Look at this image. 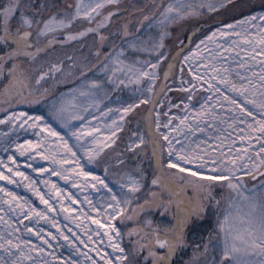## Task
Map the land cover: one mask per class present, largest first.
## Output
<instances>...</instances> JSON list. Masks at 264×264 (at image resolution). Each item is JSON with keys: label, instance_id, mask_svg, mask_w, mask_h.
Returning <instances> with one entry per match:
<instances>
[{"label": "snow or ice", "instance_id": "6c2138e0", "mask_svg": "<svg viewBox=\"0 0 264 264\" xmlns=\"http://www.w3.org/2000/svg\"><path fill=\"white\" fill-rule=\"evenodd\" d=\"M153 7L154 12H147L125 0H6L0 4V103L7 106L6 113L18 104L29 109L11 111L0 124L13 129L27 126L25 130L38 137L16 143L21 156L31 153L32 159L39 156L49 162L48 167L27 164L33 172L57 176L81 192L91 188L101 193L97 202L90 196L81 201L71 192L65 195V189L49 179L28 176L20 170L15 154L7 158L11 165L0 159V169L8 173L0 170V181L17 186L27 181L45 206L40 209L0 186L4 194L0 196V264H79L55 255L61 238L85 261L98 264L76 241L85 248L88 243L68 228L70 237L57 216H50L58 215L55 204L67 214L66 220L89 219L97 225L84 234L93 244L97 243L93 234L99 244L107 238L105 248H111V253L100 247L90 249L104 264H264V179L251 189L245 179L264 177V0H259L258 9L234 0H169L167 4L160 0ZM244 8L250 11L241 10L233 22L220 21L187 52L183 40L176 37L180 47L173 54L167 43L174 36L173 26L190 30L191 42L205 9L215 13ZM73 42L88 47L89 55L74 51L54 63L45 59L50 48ZM92 60L95 64L90 67ZM38 61L40 66L35 67ZM65 61L69 75L77 69L81 79L49 99L47 88L41 92L42 82L58 85ZM166 61L163 98L168 99L173 90L167 81L177 61L181 86L175 90L188 93V98L170 102L165 115L181 103L184 115H170L162 122L161 113L155 112L150 156L142 147L145 137L138 133H133L136 139L123 152H116L126 117L142 104L153 109L163 106L156 85ZM183 65L188 66L191 81H185ZM124 89L130 95L113 99L115 92ZM194 89L208 93L198 107L191 104ZM113 112L121 115L109 122ZM177 119L179 124L173 125ZM162 127L168 131H161ZM205 132V139L196 135ZM108 150L115 153L112 159L106 158ZM86 165H103V176L86 170ZM39 183L51 185L50 191H43ZM222 200L227 204L223 209ZM84 203L89 210L81 208L73 216L77 212L73 205ZM91 211L97 216H91ZM41 220L56 233L41 227ZM117 220L136 223L127 232L128 247L122 246L125 233ZM213 221L214 228L210 227ZM189 250L191 256L185 259Z\"/></svg>", "mask_w": 264, "mask_h": 264}, {"label": "rangeland", "instance_id": "374dc122", "mask_svg": "<svg viewBox=\"0 0 264 264\" xmlns=\"http://www.w3.org/2000/svg\"><path fill=\"white\" fill-rule=\"evenodd\" d=\"M144 1L145 0H125L126 3L133 4V5H141L139 3H142ZM5 2H6V0H0L1 4L5 3ZM68 2H74V0H68ZM168 2H169V0H166L164 3L167 4ZM216 2H218V0H216ZM234 3H236L237 5H240L241 3L254 5L257 9L259 6V0H234ZM230 7L231 6H229V8ZM241 10L245 14H247L250 11L249 8L236 9V10L221 9L219 12L207 13V11L205 9L206 15L200 18L199 24L202 22H205V23H207L209 25L211 24L213 26L207 32H204L199 37L195 38L193 40V44H192L191 48L194 49L195 45L199 42L200 39H203L206 35H209L212 31H214L218 25L217 23H219L220 21L233 22L234 17L240 18L239 13ZM189 23L191 24L192 22H189ZM199 24H197L196 27ZM215 24H217V25H215ZM172 31L174 32V36L167 43L173 49V54H174L175 51L178 50L180 47V45L177 43L176 37H179V39L183 40V42L185 43V40L191 34V31L190 30L189 31H183L181 29L176 28V26H173ZM165 51H168V49H165ZM49 62L54 63V61L51 59H49ZM167 63H168L167 61L164 62L159 69L160 79L157 81L156 90L158 89V87L160 86V84L163 81L164 72L167 70ZM37 64H40V62L38 61ZM94 64H95V61L92 60V63L89 66L92 67V66H94ZM180 66H181V62H179V66L174 70L173 79H171L168 83L169 87L173 90H171L167 93L168 99H163L161 101V103L163 105L162 107H156L155 110H153V112H150L149 106L151 104H148V105L142 104L134 111V112H136L137 115L140 116V125H137V127H136V130H138V131L140 130V131L139 132L137 131V133L141 134L145 137L146 143H147V136H149V133L151 131L153 132L152 134L154 136L156 135L155 112L161 113L160 119L162 122L167 121L169 119L170 115H175L178 117L184 115V112L182 111L184 105L182 103L180 105V108H172L169 115H165V113L169 112V103L170 102L173 104L180 103L181 101L187 102L188 93L175 90L181 86L180 85V76H181ZM35 67H37V65H35ZM44 67H47V66H44ZM183 67H184L183 77H184L185 81H191L192 77L187 70L188 66L183 65ZM68 70H69V67H68ZM201 71H203V70H201ZM72 73H75L74 70ZM60 82H61V84L64 83L65 85H67L71 82V78L64 77V78L60 79ZM144 83L147 84V81H145ZM44 84H45V82L42 83V87L44 86ZM49 84H50V86L47 88L48 89L47 96L49 97V99L56 97L61 92H66V91H68V89L73 87V86H71L67 89H64V90L58 92L57 90L55 91L52 89V88H54L53 84H51L50 82H49ZM185 86H187V85H185ZM32 87L33 88L36 87V85L34 83V79H33ZM131 87H136V86L130 85L129 88H131ZM205 87H206V85H205ZM193 91L195 92V96L192 99L191 104L196 105L198 107L199 102L201 100V97L208 95V93H206L202 90H196V89H194ZM128 95H130L129 89H124L123 92H119V91L115 92L113 94V99H115L116 96H123L126 98ZM149 95H151V94L149 93ZM105 103H108V102L106 101ZM111 106L113 108L116 107L115 104H112ZM6 107H7L6 105H4L3 103H0V119H3L6 114H10V112L13 110H15L17 112L29 110L27 105L18 104V105H14L12 108H9L7 110V113H6L5 112ZM31 111H33V114H36L34 109H32ZM119 115H121V113H117V112L110 113L109 114V117H110L109 122L111 119H115ZM128 117H126L125 121L123 122L124 125H125ZM93 122H95V121H93ZM74 123H79V122L74 121ZM176 124H179V119L173 120V125H176ZM26 128H27V126H25V129ZM25 129H21L18 126L13 129L8 124H0V159H3L6 163L11 165V161H9L7 158L9 155L15 154V156L17 158V162L20 165V170L24 171L28 176L32 177L33 179H35L37 181H40L42 179H49L50 181L55 182L59 188L65 189V193H64L65 195L68 192H71L74 195H76L81 201L84 200L85 196H90V198H92L94 202L99 201V197H100L101 193L97 192L95 189L89 188L88 190L81 192L79 189L72 187L71 182H65L64 180L60 179L57 176H50L48 173L38 174L36 172H33L32 168L27 167L26 166L27 164H31L33 167H41V166L48 167L49 162L41 159L39 156H36L34 159H32L31 153H28L24 156H21L20 153L18 151H16V143L23 144L26 139H31L33 141L38 139V137L34 135V133L31 129H27V130H25ZM161 131L166 132V131H168V129L162 127ZM229 131H231V129H229ZM120 133H118V135ZM172 135L175 136L176 133L174 132V133H172ZM196 135L201 137L202 139L207 138V132L197 133ZM135 139H136V136H134L132 138V140H135ZM239 144H240V142L237 141V146H239ZM205 146H207V145H205ZM142 147L145 148L146 144L143 145ZM145 149H147V148H145ZM110 152H112V150H108V153H110ZM107 159H112V157L107 158ZM82 163H83V161H82ZM87 169H92L95 172V174L100 175V176H103V174H104L103 165H100L99 167H95L92 165H86V170ZM0 170H3V171H5L6 174H8L6 169H0ZM110 171H112V170H110ZM16 179L20 180L21 178L16 177ZM245 179H246L248 188L251 189L254 185H258L260 180L264 179V177H262L258 180H255V181H253L251 177H246ZM26 185H27V181H21L19 186L15 185V184H8L6 181H0V186L5 187L6 189L10 190L11 192H13L15 194H18L21 197L27 198L29 201H31L33 204H35L38 208L43 209L45 206L40 203L39 198ZM38 186L45 192H48L51 189V185H49L46 188L42 183H39ZM3 195H4L3 193H0V196H3ZM52 195L55 196V193L53 192ZM52 202L55 204V200H53ZM64 203L68 204L69 201L65 200ZM55 206L58 210V215H57V213H50V216H57V220H58L59 224L63 227V230L70 237L72 236V233L68 232V228H71L73 230V232H76L77 234H79L80 238L83 239L86 243H88V247L85 248L84 245L80 244L79 240H77L76 243H77L79 249L82 252L87 253L93 259L97 260L98 264H104V262L100 259V257L97 256L94 251H90V249L95 248V247H100V248L108 251L109 253H111L112 252L111 248H105V244L107 243V238L105 237V244H99V238L93 234V240H95L97 242L96 244H93L92 242L88 241L87 235L84 234L85 229H95V228H97V225L92 224L91 220H89V219L77 220L76 223H73V221L71 219L66 220L65 216L67 214L62 212V211H59L60 205L55 204ZM226 206H227L226 201L222 200L221 201V208L223 209ZM4 207H7V206L4 205ZM73 207H75L77 209V212L72 214L73 216H78L79 210L81 208H84L85 210H89L88 205L86 203L73 205ZM90 214L93 217L97 216V213L94 211H91ZM34 222H35V218H33V223ZM25 223H29V222L25 221ZM116 223L122 230H124V225H123L124 222L121 223L120 220H117ZM77 224H80L81 227L78 228ZM132 224H133V227H136L135 222H132ZM40 226L45 228L46 230H49V231H52L53 233H56V229L52 228V226L49 222L41 220ZM64 226H66V227H64ZM20 227L22 228L23 225H20ZM2 229H3V225H0V230H2ZM100 231L103 232L104 230L100 229ZM124 233H126V235H127V231L124 230ZM25 235H27V233ZM73 239H75V237H73ZM33 240H36V238L33 237ZM36 243H39V241L37 240ZM125 243H126V237L124 235L123 240H122V246H125ZM54 244H55V242H54ZM60 245H64V246L60 247ZM48 251L51 252V251H53V249H48ZM54 252H55V255H57L58 257H62L65 259L68 257H71L73 260L78 261L79 264H91V261H85V257L80 255V253L77 252L76 250L72 249L67 244V242L64 241L62 238L60 239L59 244L55 246ZM46 258H48V257H46ZM48 259H50V258H48ZM185 259H187V258H185Z\"/></svg>", "mask_w": 264, "mask_h": 264}, {"label": "trees", "instance_id": "16d2710c", "mask_svg": "<svg viewBox=\"0 0 264 264\" xmlns=\"http://www.w3.org/2000/svg\"><path fill=\"white\" fill-rule=\"evenodd\" d=\"M166 0H163V2H165ZM154 3H160V0H145L144 2L142 3H139L141 5H135L136 8H142L144 9L145 11L147 12H154L155 11V8L153 7V4ZM1 4V3H0ZM139 13H137L138 15ZM218 24V23H217ZM215 24V25H217ZM213 25H209L205 22H202L200 23L197 28L199 29L197 35L195 37H193L191 39V42L189 41V37L192 36V33L186 38L185 40V43H184V48H185V51L187 52L188 48L192 46L193 44V40L197 37H199L202 33L204 32H207ZM89 45L91 44V41H88ZM74 51L76 52H82L83 55L87 56L89 55V48L88 47H85L83 46L80 42H73L72 44L68 45V46H64V47H61L60 45H55L54 48H50L48 50V54L47 56H45V59L47 61H49V59L53 60L54 62H56L57 60H62L64 59V56L65 54H68V55H71ZM175 54V53H174ZM43 55V54H42ZM79 62V60H78ZM179 62L180 61H177V66L172 70V74L170 75L167 83H169V81L171 79H173V73H174V70L179 66ZM37 67L40 66V64H36ZM44 66H47V64H45ZM69 67V62L68 61H65V71L63 74H61L59 76V79H62L64 77H67V78H71V82L67 85H65L64 83L61 84V82L57 85H54V88H52L53 90H57L58 92L59 91H62L64 89H67L71 86H74V84L78 83L79 80L81 79V76H80V73L77 69H71V72H74L73 75H69V70H68V67ZM167 71V70H166ZM88 75H91V72L88 73ZM49 82L51 84H53L51 81H48V82H45L44 86L41 88V92H43V88H48L50 86ZM43 83V82H42ZM165 83L164 79L162 81V83L160 84V86L158 87V89L156 90V96L160 98V102L164 99L163 98V95L160 91L161 89V86ZM153 105H150L149 106V111L150 112H153ZM137 125H140V116L136 114V112L132 113L128 118H127V121L125 123V127H124V130L119 134V137L120 139L117 141V144L119 145L118 148H116V152H123L126 147H127V144L130 140H132V138L134 137L133 133H137L138 130H136V127ZM140 131V130H139ZM138 131V132H139ZM153 132L151 131L149 133V136H147V143H146V147L147 149H145V151L147 152V154L150 156L151 155V151H152V140L154 138V135L152 134ZM139 151V150H138ZM125 156H132L133 154L132 153H128V152H125L124 153ZM115 155V153L113 152H110L108 153V156L106 158H110V157H113ZM141 155L143 156L144 153H141ZM110 156V157H109ZM147 163L148 161L147 160H144V164L145 166L147 167ZM133 207H135V202L133 204ZM132 222H135V221H130V220H125L123 225H124V230L128 232V230L133 227V224ZM135 226V225H134ZM210 227H215V222L213 221L212 224L210 225ZM125 237H126V243H125V246L128 247L130 245V238L128 235H126L125 233ZM191 256V251L189 250L188 252L185 253V258H189Z\"/></svg>", "mask_w": 264, "mask_h": 264}, {"label": "water", "instance_id": "95a60500", "mask_svg": "<svg viewBox=\"0 0 264 264\" xmlns=\"http://www.w3.org/2000/svg\"><path fill=\"white\" fill-rule=\"evenodd\" d=\"M260 178H262V177H259V176H258V178H257L256 180H258V179H260ZM252 180H253V179H252ZM253 181H255V180H253Z\"/></svg>", "mask_w": 264, "mask_h": 264}]
</instances>
